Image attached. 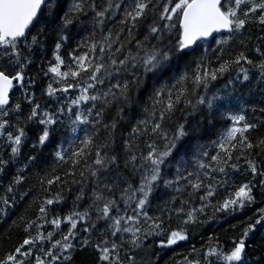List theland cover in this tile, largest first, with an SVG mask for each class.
<instances>
[{
  "label": "snow or ice",
  "instance_id": "snow-or-ice-1",
  "mask_svg": "<svg viewBox=\"0 0 264 264\" xmlns=\"http://www.w3.org/2000/svg\"><path fill=\"white\" fill-rule=\"evenodd\" d=\"M252 70L264 0H0V221L28 201L0 264H157L217 214L245 219L172 264H264Z\"/></svg>",
  "mask_w": 264,
  "mask_h": 264
},
{
  "label": "trees",
  "instance_id": "trees-1",
  "mask_svg": "<svg viewBox=\"0 0 264 264\" xmlns=\"http://www.w3.org/2000/svg\"><path fill=\"white\" fill-rule=\"evenodd\" d=\"M253 35L256 33L255 27L252 28ZM253 43H255V40H253ZM214 46V45H213ZM251 47V45H250ZM36 64L31 66V71L36 72L38 69V65L40 62V55L37 54L36 56ZM252 78L250 82H245L243 85L239 87V92L237 95H242L244 101H249V103H243L242 106L247 110V118L250 121H258V120H264V113L259 112L260 107H264V91H262V85L257 83V76L258 73H255V70H252ZM47 78H44V82L46 83ZM37 94L39 95V88L36 89ZM18 95V93H17ZM50 104H53L54 102H49ZM255 108L256 111L253 112L252 109ZM225 125V122L223 121H217L215 129H212L211 131H208L203 136V139L201 140V143H208L211 139L216 138V133L223 130V127ZM33 130L29 129V136H32ZM79 135H83V133H79ZM253 135H260L264 136V128L259 129L258 132L253 133ZM25 153L29 151L28 146H25L24 149ZM5 181L7 180V177L4 178ZM245 177L243 176H237V180H243ZM35 177L32 178V180L29 182L28 185L25 187H30L31 185L35 184ZM38 190V185H37ZM0 194H2V189H0ZM42 195V193H41ZM28 201H21L17 204V206L10 211V214L8 217L4 218L3 221H0V253H3L6 250H9L12 248L18 241H20L23 238V234L18 231L16 228L12 227V221L18 220L20 216L25 215V209L27 208ZM71 207V201L69 200V203L63 206V211L67 212L69 208ZM31 211L28 213V215H31ZM249 215L251 212L248 213ZM241 219H245L244 216H237V217H227L225 218L223 214H217V219L210 221L206 225H199L195 228V238L192 241H189L188 243L180 244L177 246H173V249L166 250L162 252L161 259L157 262V264H165L167 261V264H172L173 259L179 260L181 259V255H187L188 250L191 247V244L193 242L197 243V246H199V239L200 234H203L205 236L207 235H218L220 237L221 242H224L228 240L234 233L231 230L230 225L231 224H238V221ZM227 230V231H226ZM264 232V230H261ZM260 241V235L256 236L255 241H252V243L255 245ZM153 260H155V257H152ZM76 264H93V257L91 252H85V253H79L77 255Z\"/></svg>",
  "mask_w": 264,
  "mask_h": 264
}]
</instances>
